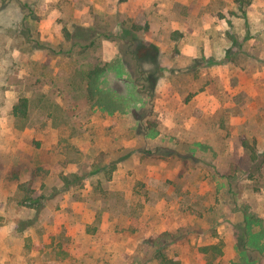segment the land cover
Returning a JSON list of instances; mask_svg holds the SVG:
<instances>
[{"label": "rangeland", "instance_id": "obj_1", "mask_svg": "<svg viewBox=\"0 0 264 264\" xmlns=\"http://www.w3.org/2000/svg\"><path fill=\"white\" fill-rule=\"evenodd\" d=\"M174 255L264 264V0H0V264Z\"/></svg>", "mask_w": 264, "mask_h": 264}, {"label": "trees", "instance_id": "obj_2", "mask_svg": "<svg viewBox=\"0 0 264 264\" xmlns=\"http://www.w3.org/2000/svg\"><path fill=\"white\" fill-rule=\"evenodd\" d=\"M119 1H125V0H119ZM239 1L242 2V0H239ZM99 71H100V69L96 68V69L93 70V73H90V74H93L92 75V77H93ZM93 79L95 80V77H93ZM26 111H27V99L26 98H21L19 103L13 107V114L14 115L24 116L26 114ZM243 144H244L245 148L247 147V149H249L250 158L252 160H255L256 159V153H255V149H254L253 144L250 145L246 141H244ZM211 250H216V252H220L219 248H217L215 245H206V246H203V247L199 248V251L202 254H205V253H207L208 251H211ZM158 264H180V258L178 256H176V255H174V256H162L160 258Z\"/></svg>", "mask_w": 264, "mask_h": 264}]
</instances>
